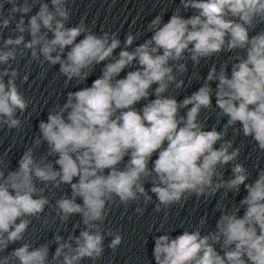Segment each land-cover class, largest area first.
<instances>
[{
    "label": "clouds",
    "instance_id": "clouds-1",
    "mask_svg": "<svg viewBox=\"0 0 264 264\" xmlns=\"http://www.w3.org/2000/svg\"><path fill=\"white\" fill-rule=\"evenodd\" d=\"M5 4L11 5L7 15ZM67 5L68 0L0 2V128L20 130L17 113L29 107L17 85L29 76L21 78L12 62L19 64L30 53L28 65H58L66 84L86 81L103 63L90 87L69 91L62 105L49 110L15 170L0 159V264H81L85 259L95 264L104 254L106 236L113 251L123 242L121 234L104 227L109 205L127 208L143 200L146 207L155 196L159 213L183 206L193 195L207 200L223 190L225 198L236 196L241 186L246 195L238 205L229 210L224 198L217 201L214 230L202 235L207 223L202 217L194 231L154 237L155 264H264V169L248 182L251 173L237 162L241 149L226 139L229 130L242 133L264 154V28L257 31L264 25V0H180L167 22L161 14L147 24L151 37L135 47L140 33H127L122 46L118 33L97 34L83 19L69 26ZM181 10L194 14L185 18ZM13 23L14 35L5 39L4 30ZM221 53L232 55L209 68L197 91L179 102L168 95L170 88L183 89L187 61L196 67ZM133 65L135 70L118 78ZM192 77L201 79L196 72ZM213 97L217 116L227 118L219 131L205 130L199 120L202 110L213 109ZM141 101L146 103L137 110ZM45 143L47 153L37 159L36 149ZM49 157L58 158L53 163ZM228 165L231 176L225 179ZM49 185L70 187V196L55 199V216L68 224L79 215L74 229L80 232L65 239L57 231L54 240L33 247L25 240L29 218L39 219L50 205ZM53 243L57 247L50 257Z\"/></svg>",
    "mask_w": 264,
    "mask_h": 264
}]
</instances>
